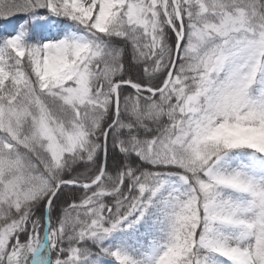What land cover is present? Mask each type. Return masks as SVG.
Instances as JSON below:
<instances>
[{
    "label": "snow or ice",
    "instance_id": "6c2138e0",
    "mask_svg": "<svg viewBox=\"0 0 264 264\" xmlns=\"http://www.w3.org/2000/svg\"><path fill=\"white\" fill-rule=\"evenodd\" d=\"M0 19V264H264V0Z\"/></svg>",
    "mask_w": 264,
    "mask_h": 264
},
{
    "label": "trees",
    "instance_id": "16d2710c",
    "mask_svg": "<svg viewBox=\"0 0 264 264\" xmlns=\"http://www.w3.org/2000/svg\"><path fill=\"white\" fill-rule=\"evenodd\" d=\"M17 20H4V19H0V31H2V28L5 27L7 28L9 31L12 29V27L17 23Z\"/></svg>",
    "mask_w": 264,
    "mask_h": 264
},
{
    "label": "rangeland",
    "instance_id": "374dc122",
    "mask_svg": "<svg viewBox=\"0 0 264 264\" xmlns=\"http://www.w3.org/2000/svg\"><path fill=\"white\" fill-rule=\"evenodd\" d=\"M5 30H7V29L3 28V31H5ZM7 31H8V30H7Z\"/></svg>",
    "mask_w": 264,
    "mask_h": 264
}]
</instances>
